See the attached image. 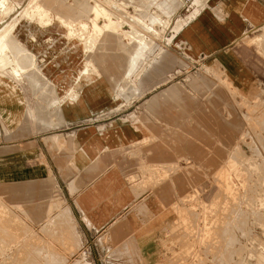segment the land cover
<instances>
[{"label":"crops","instance_id":"1","mask_svg":"<svg viewBox=\"0 0 264 264\" xmlns=\"http://www.w3.org/2000/svg\"><path fill=\"white\" fill-rule=\"evenodd\" d=\"M181 2L165 0L166 9L152 10L167 19ZM12 22L1 18L0 32ZM263 30L264 0H207L177 35L189 59L218 66L236 88L249 90L259 62L243 42ZM10 35L36 60L31 65L27 51L11 48L7 54L10 61L17 58L20 76L13 63L0 68V202L20 221L16 231L28 250L16 263L238 264L237 252L224 260L206 257L215 242L205 245L195 237L205 229L196 223L201 215L182 203L190 194L175 192L172 177L159 180V164L175 162L172 113L164 130L157 113L135 111L131 119L118 110V99L135 106L158 103L142 96L141 83L132 86L141 72L159 64L157 45L123 48L117 33L105 31L86 54L83 48H58L47 35ZM112 50L124 58L121 69L106 66ZM86 59L95 75L77 96L69 95ZM181 91L174 87L166 98L177 99ZM189 148L185 139L181 154L190 157ZM212 231L222 233L220 227ZM229 239L236 248L239 237Z\"/></svg>","mask_w":264,"mask_h":264},{"label":"rangeland","instance_id":"2","mask_svg":"<svg viewBox=\"0 0 264 264\" xmlns=\"http://www.w3.org/2000/svg\"><path fill=\"white\" fill-rule=\"evenodd\" d=\"M8 1L13 4L14 10L5 18L11 21L19 20L29 8L39 4V0ZM84 1L41 0L52 11H57L52 14L55 17L61 14V8L69 7V12L62 18L66 22L85 21L90 26L92 22L103 26L107 19L92 6L101 1L89 0L90 4ZM116 1L126 4L125 11L115 10L109 3L101 4L118 14L119 17L114 19L119 25L125 23L122 29H130L126 22L135 16H139L144 23L153 19L150 32L154 35L152 43L157 45L155 57L159 59L157 67L141 72L132 82L133 86L141 83L142 96L157 97L158 103L135 106L118 99L119 112L131 114V119L135 111L157 113L159 127L164 130L166 115L172 113L175 162L172 165L159 164V180L161 177H172L175 192L190 194L182 203L201 215L196 218V223L205 229L200 236L196 232L195 237L205 245L215 242L206 249L207 258L221 256L224 260L237 252L238 264H264V30L252 33L243 42V47L255 55L259 64L253 88L240 90L218 66L189 59L178 39L180 28L199 13L207 0H181L180 6L167 19L157 10H152L156 5L166 9L165 0ZM136 21L141 26L140 20ZM39 25L31 24L22 32L36 31L47 37L53 33L52 40L57 42L58 48L82 49L80 41L73 39L69 42L67 29L61 24L56 23L51 30H42ZM156 27L158 35L152 30ZM96 30L92 34L95 42L103 33L101 29ZM131 46L136 48L133 44ZM110 53L111 58H105L106 66L119 64L121 69L124 58L119 57V52L112 50ZM168 62L170 65H167ZM174 87L182 90L180 97L174 100L166 98L168 91ZM185 139L190 142V157L181 154V144ZM198 148L200 159L196 156ZM20 226V221L9 217L4 203L0 202V264H21L16 262L28 255L22 234L16 231ZM231 226L243 227L246 231L236 234L224 231L230 230ZM214 227H220L222 233H214ZM230 235L239 237L236 248L234 240L230 242Z\"/></svg>","mask_w":264,"mask_h":264},{"label":"bare ground","instance_id":"3","mask_svg":"<svg viewBox=\"0 0 264 264\" xmlns=\"http://www.w3.org/2000/svg\"><path fill=\"white\" fill-rule=\"evenodd\" d=\"M32 1V0H31ZM101 1V2H100ZM100 3L95 2L94 5H92L98 12L100 11L102 13V17H104V19L107 21L104 23V25L100 26L99 24L96 25V23L92 22V25L90 26L89 24H87L85 21H78V22H70V21H65L62 18H64V14L69 12V7H66V9L61 8V14L59 16H53L52 14H55L57 11L56 10H51L50 7L46 4H44L43 2H41V0H39V4L34 5L35 7H31L29 8V10L27 11L26 15L23 17H20L19 20L14 19L15 21L12 22V24H10L5 30H3V32H0V68H5L6 66L9 65L8 62L13 63L14 64V74L18 77L20 76L21 72L19 69V66L17 65V58H14L13 61H10L9 57H8V51H11V48L14 49L17 52H23V51H27L25 47H23L22 42L21 41H17L16 38H11V33L13 34H18L21 33L22 31H24V29H29L31 24H40L38 27L42 30H51L54 25L56 23L61 24L64 28H66L67 32H66V37L67 39L70 41H72L73 39H76L78 41L81 42L82 44V48L83 51L86 52V54L92 50V47L94 46V44L96 43L94 41V39H92V34L97 31L96 29H101L103 30V32L105 31H114L117 32V34L120 36V44L123 48H126L128 45H132V44H136L137 46H141V47H147L150 46L152 44V36H154L150 30H151V24L153 23V19L150 18L149 23H144L143 20L139 17V16H135L132 17L131 20H129L130 25V29L125 30L122 29L121 25H119L118 21L115 20L114 18H118L119 16H117L118 14L113 13L111 10H107V8H105L101 3L104 2L105 3H109L108 5H110L111 8H114L115 10H120V11H125V6L126 4L124 2H120V1H116V0H100ZM12 2V1H11ZM84 2H90L89 0H85ZM90 4V3H89ZM13 4L10 3L8 0H0V19L1 18H5L7 15H9L14 9H13ZM29 6V5H28ZM87 6V5H86ZM92 7V8H93ZM201 9V8H200ZM88 10V8H87ZM196 11V10H195ZM198 11V10H197ZM91 12V11H90ZM199 12V11H198ZM100 13V14H101ZM14 14V12H13ZM87 14V13H86ZM91 14V13H90ZM195 14V13H194ZM197 14V13H196ZM16 15V14H15ZM19 16V15H18ZM193 16V14H192ZM194 17V16H193ZM188 18V17H187ZM190 18V17H189ZM188 18V19H189ZM9 19V18H8ZM13 19V18H11ZM136 19H139V24H141V26H139L137 24ZM71 20V19H70ZM73 20V19H72ZM184 20V19H183ZM2 21V20H1ZM4 21V20H3ZM122 21V20H121ZM126 21V20H125ZM124 22V20H123ZM184 23V22H183ZM125 24V23H124ZM124 24L122 27H124ZM177 25V24H176ZM4 26V25H3ZM126 26H128L126 24ZM125 26V27H126ZM160 26V25H157ZM180 26V25H179ZM178 26V27H179ZM182 27V26H181ZM121 28V29H120ZM178 29V28H177ZM181 29V28H180ZM152 30L156 31V35H158L159 31L156 27V29L152 28ZM179 30V29H178ZM1 31V30H0ZM31 31V30H30ZM41 31V30H38ZM174 31V30H173ZM177 31V30H176ZM34 33L31 34H38L36 31H32ZM42 32V31H41ZM179 32V31H178ZM177 32V33H178ZM52 33V32H51ZM9 34V35H7ZM97 34V33H96ZM52 35L53 33L50 35H48V39L51 40L52 39ZM101 35V34H100ZM35 36V35H34ZM96 37V36H95ZM34 38V37H33ZM99 38V37H98ZM97 38V39H98ZM260 38V36H259ZM32 39V37H31ZM66 39V40H67ZM258 39V38H257ZM34 40V39H33ZM96 40V39H95ZM123 40H126V42H123ZM77 41V42H78ZM48 42V41H47ZM26 43V42H24ZM256 44V43H255ZM79 45V44H78ZM96 45V44H95ZM99 45V44H98ZM77 47V46H75ZM94 49V48H93ZM68 50V49H67ZM29 51V50H28ZM29 53V58L27 57L26 59L29 60L31 65H35V56L31 53ZM65 51V50H64ZM66 52V51H65ZM64 52V53H65ZM79 52V51H78ZM67 53V52H66ZM65 53V54H66ZM73 53V51H72ZM10 55V54H9ZM39 55V54H38ZM61 55V54H60ZM59 55V56H60ZM63 55V53H62ZM72 55V54H71ZM19 56V54L17 55ZM74 56V55H73ZM85 56V55H84ZM75 57V56H74ZM83 57V56H82ZM95 57V56H94ZM13 59V58H12ZM25 59V60H26ZM64 60V59H62ZM43 61V60H41ZM40 61V62H41ZM64 61H68L65 60ZM73 61V60H72ZM137 63V58L133 57L132 58V64L133 66ZM42 64V63H41ZM68 64V63H67ZM37 65V64H36ZM43 65V64H42ZM84 66L81 68L80 74L78 77H76L73 83V87L68 91L69 95L74 93L75 96H77V91L79 89V87L81 86L82 83L84 82H88L91 79H93L94 75H95V69L92 71L90 69V66L92 65V63L86 59L85 64H83ZM94 65V64H93ZM148 65V64H147ZM38 66V65H37ZM146 66V63H145ZM35 67V66H34ZM58 67V66H57ZM67 67V66H66ZM71 67V66H70ZM94 67V66H91ZM30 68V67H29ZM148 68V67H147ZM32 69V68H31ZM22 70V69H21ZM28 69H25V71ZM35 70V68H34ZM42 70V69H41ZM130 70V69H129ZM7 71V70H6ZM62 71V70H61ZM8 72V71H7ZM11 72V71H9ZM23 72V70H22ZM60 72V71H59ZM24 73V72H23ZM61 73V72H60ZM99 74V73H98ZM98 78V77H97ZM126 78V77H125ZM22 79V78H20ZM127 83L126 84H130L131 79L127 78ZM48 82V81H47ZM62 82V81H61ZM90 83V82H89ZM92 83V82H91ZM62 84V83H61ZM88 86V85H87ZM122 86V85H121ZM127 86V85H126ZM125 86V87H126ZM131 86V84H130ZM133 86V85H132ZM128 88V87H127ZM120 89V88H119ZM121 89H124L121 87ZM131 89V88H130ZM80 90V89H79ZM125 90V89H124ZM123 90V91H124ZM129 90V88H128ZM122 91V90H120ZM118 91V92H120ZM67 92V91H66ZM136 92V91H135ZM68 94V93H67ZM73 94V95H74ZM74 96V97H75ZM138 96V94L136 95ZM118 99V98H117ZM66 100V99H65ZM219 207V206H218ZM15 257V256H14Z\"/></svg>","mask_w":264,"mask_h":264}]
</instances>
